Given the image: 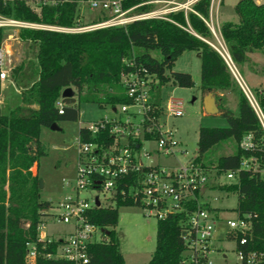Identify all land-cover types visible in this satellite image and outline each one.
I'll return each instance as SVG.
<instances>
[{"label":"trees","instance_id":"1","mask_svg":"<svg viewBox=\"0 0 264 264\" xmlns=\"http://www.w3.org/2000/svg\"><path fill=\"white\" fill-rule=\"evenodd\" d=\"M77 1L41 0L35 6L28 0H0V16L33 25L72 28L78 18ZM211 5L212 0H201L193 6L194 12L171 14L170 21H138L125 28L80 34L20 29L19 38L35 47L37 55L36 66L27 68L21 64L10 73L17 86L24 85L21 104L8 112L0 109V264H25L29 243L37 244V264H74L65 259L48 258L57 253L61 240L54 239L51 244L38 243L39 226L46 222L45 218L53 209L51 202L41 199L38 173L33 175L31 172L47 155V148L41 141L42 129L60 122L77 121L83 104L112 110L131 105L133 100L127 96L122 84L123 76L131 73L150 75L157 80L152 86V94L154 105L160 107L161 89L165 84L173 81L181 88L194 85L190 74L172 71L186 52L199 54L202 95H214L219 114L228 123L226 128L200 129L194 160L208 169L207 153L221 144L233 142L236 151L218 159L213 168L217 174L239 170L243 160L257 161V172L242 170L236 182L220 187V190L235 193L237 214L251 218L252 240L244 249L264 255V133L221 51L213 47L214 36L208 25ZM234 12L238 22H224L220 37L231 62L264 112V84L252 89L241 69L250 64L255 74L254 66L264 63V3L240 0ZM3 41L4 30L0 28V49ZM135 49L141 52L136 53ZM153 51L161 54V61L152 56ZM67 88L76 89V102L64 106V113L60 114L56 102ZM1 90L0 81V94ZM227 92L237 97V114L218 104L220 95ZM152 115L158 117L159 110ZM248 135L253 137L254 149L251 150L240 146ZM79 136L81 143H98L105 147L113 143L108 129L92 135L82 127ZM147 137L153 140L159 135ZM122 187L128 191L127 185ZM199 198L188 203L181 213L157 218L156 247L147 264H184L183 232L187 229L188 216L198 208L217 216L221 212L201 203ZM122 207L144 206L134 203L128 196L123 199L117 195L112 205L88 212V222L108 233L107 241L89 245L88 264H126L115 231ZM234 239L239 242L241 236ZM229 240L233 241V238L229 237Z\"/></svg>","mask_w":264,"mask_h":264},{"label":"built area","instance_id":"2","mask_svg":"<svg viewBox=\"0 0 264 264\" xmlns=\"http://www.w3.org/2000/svg\"><path fill=\"white\" fill-rule=\"evenodd\" d=\"M201 0H78V5H84L96 13L95 19L84 21V16L78 14L77 23L72 28L33 25L10 20L16 24L0 23V28L18 27L20 29H44L67 34L87 33L101 29L127 27L128 25L145 20L170 21L174 13L194 12L193 6ZM261 1L256 0L257 4ZM214 0H212L213 6ZM46 3V1L44 2ZM54 3V2H53ZM8 20V19H7ZM209 25V24H208ZM210 26V25H209ZM214 31V28H211ZM222 53V52H221ZM236 80L241 82L237 69L231 62L229 54L222 53ZM7 55L0 49V81L6 82L13 70ZM236 74L235 73V71ZM240 78V79H239ZM238 82V83H239ZM123 88L133 100L131 105L119 106L112 112H118L116 118L105 117L96 122L83 126L92 135L108 129L113 143L103 146L98 143H81L78 137L77 169L73 186V195L65 198L56 206L57 213L51 214L56 223L69 226L71 232L67 237L58 239L62 243L56 254L48 258H60L74 264H88L87 250L90 244L107 241L105 231L88 222V212L94 208L107 207L105 202H112L117 195L123 199L130 197L134 203L142 204L152 215L163 219L169 214H178L186 209V205L201 197L208 190L210 176L208 169L191 159L181 168L168 169L161 166L145 165L141 152L145 142H156L158 152L169 155L171 149L177 146L173 131L165 130L166 118L184 116L183 102L169 98L162 105H154L152 86L157 80L150 75L140 76L131 73L123 76ZM244 85V93L252 105L264 133V112L253 93ZM66 106L62 95L56 102L60 114ZM159 110L160 115L152 113ZM159 135V138L148 139L147 136ZM252 135H248L241 143L245 150L254 149ZM146 156L151 152H144ZM242 170L258 171L257 161L243 160L240 169L227 172L226 180L236 182ZM264 174V171H262ZM127 185L128 191L122 186ZM96 191L93 198H84L80 194ZM97 199L99 206H97ZM46 221V220H45ZM187 229L183 232L186 245L184 264H211L209 255L213 251V243L220 226V219L215 213L198 208L188 216ZM46 222L39 226L38 243L51 244L52 236L46 231ZM226 238H233L236 244L237 264H264V255L251 250H245L252 240L250 216L237 217L224 223ZM44 233V234H43ZM241 236L239 242L234 239ZM241 248H239V246ZM38 247L36 243L28 244L25 264H37Z\"/></svg>","mask_w":264,"mask_h":264},{"label":"rangeland","instance_id":"3","mask_svg":"<svg viewBox=\"0 0 264 264\" xmlns=\"http://www.w3.org/2000/svg\"><path fill=\"white\" fill-rule=\"evenodd\" d=\"M28 1L35 6L39 5L41 2V0ZM221 1L222 0H214L213 6L211 5L215 28L212 25L211 19L208 24L210 25V29L214 28V31L211 29L214 36L213 47L223 53V50L226 52L227 50L221 40L217 25L225 21L238 22V17L232 5L240 0H224V6L222 7L220 15H216L215 12ZM78 14L84 16V21H90L96 17V13L90 11L89 8L84 5H79ZM0 23L16 24L7 19H0ZM3 30L4 41L2 48L5 46L6 41H8L13 49V56L10 60L11 63L8 66L15 65L17 67L21 64H24L27 68L30 65H33V67L36 66L37 50L35 47L31 46L29 43L23 42L19 38L20 28L4 27ZM135 52L140 53L141 50L135 49ZM151 54L157 60H162V56L158 51H153ZM241 69L244 79L252 89L264 83L263 62L254 66L253 71L255 74H253L252 69H250V64L244 65ZM172 71L190 74L194 81L192 88H181L176 86L173 81H170L161 89V98L163 102H166L172 97L183 102L184 116L180 118H166L167 124L165 126V130L170 129L173 131L174 139L178 144L171 149L169 155H164V153L158 152L156 142H145L141 157L144 164L148 166L178 169L197 156L198 137L201 128H226L228 127V123L220 114L207 115L204 112V97L200 89L201 60L196 52H186L175 63ZM167 74L171 75V71H168ZM240 81L242 84H246L243 80L240 79ZM1 84L3 85L2 96L5 100V106L1 109L3 112H8L21 104L19 92L24 88V85L21 87L17 86V84L12 81L11 77L6 82H1ZM72 90L74 91V98L76 100V89L72 88ZM222 95L224 96L220 95L221 100H219L218 104L237 114L236 95L230 92ZM117 116L118 112L114 113L110 108H100L97 105L83 104L77 121L60 122L57 124L58 130H52L51 128L42 129L41 141L47 148V155L40 159L38 166L35 165L31 169V172L33 175H36L38 169V176L40 182H42L41 199L53 204V209L50 211V214L57 213L56 206L58 203L73 195V186L69 183H74L75 180L77 169V144L80 129L102 118H116ZM235 151L236 145L233 142H227L209 151L205 160L206 165L209 167L208 170L213 172H211L212 175L207 184L208 190L202 192V196L199 200L201 203L208 204L212 208H217L221 211L219 213V227H221L220 236L223 234L224 223L237 217L236 209L238 198L235 193L220 190V187L229 186L234 182L226 180L223 174H217V171L213 168L220 157L233 154ZM144 152H151V155L146 156ZM97 195L98 192L94 190L80 194L81 197H89L90 199ZM101 200L104 206L113 204L112 202H105L103 196H101ZM45 219V233L52 236L53 239H62L68 236L67 232L71 230L69 226L56 223L52 217H47ZM157 221L158 219L149 215V211L144 207H122L119 209L118 225L115 231L119 241L120 251L126 264L149 263L156 247ZM217 236L218 234H216V237ZM222 238L223 241H215V243H213L214 248L209 255L211 264H237L238 259L235 242L232 240H225L224 237Z\"/></svg>","mask_w":264,"mask_h":264},{"label":"water","instance_id":"4","mask_svg":"<svg viewBox=\"0 0 264 264\" xmlns=\"http://www.w3.org/2000/svg\"><path fill=\"white\" fill-rule=\"evenodd\" d=\"M239 82V81H238ZM239 85L241 87V89L244 92V88L241 82H239ZM62 97L64 99V102L66 105H72L76 102L75 98H74V91L72 90V88H67L63 91L62 93ZM203 107H204V111L207 115H217L219 114V109L217 107L216 104V99L214 97L213 94H209L207 96L204 97L203 100ZM115 111V109H114ZM52 130H58L59 128L57 127V125H53L51 127ZM40 188H42V182H40ZM97 206H99V201L97 199ZM108 235V233H107Z\"/></svg>","mask_w":264,"mask_h":264},{"label":"crops","instance_id":"5","mask_svg":"<svg viewBox=\"0 0 264 264\" xmlns=\"http://www.w3.org/2000/svg\"><path fill=\"white\" fill-rule=\"evenodd\" d=\"M261 3H264V1H261ZM235 5H236V3H233V9H234V7H235ZM224 6V0H222L221 2H219V6L217 7V10H216V15H220V13H221V10H222V7ZM0 19H5V18H3V17H1L0 16ZM213 19H214V16H213V11H212V8H211V22H212V25L214 26V23H213ZM226 22V21H225ZM224 23V22H223ZM223 23H220V24H218L217 25V30H218V32H219V34H220V28H221V25L223 24ZM233 23H235V22H233ZM237 23V22H236ZM214 28H215V26H214ZM8 48H9V50H8ZM2 50H3V52L7 55V60H11L12 59V56H13V49H12V45L10 44V43H8V41H6V43H5V46L2 48ZM197 56L198 57H200L199 56V54L197 53ZM12 68L14 69V68H16V66L15 65H13L12 66ZM264 84V83H263ZM3 86V85H2ZM259 86H262V85H259ZM258 86V87H259ZM18 89V88H17ZM18 91H19V89H18ZM19 94H20V97H21V92H19ZM221 96H224V95H221ZM0 103H1V105H0V109L3 107V106H5V100H4V98H3V96H2V90H1V94H0ZM205 112V111H204ZM234 112V111H233ZM37 168V167H36ZM37 173H38V169H37ZM202 196V195H201ZM211 207V206H210ZM217 209V208H216ZM220 228L221 227H219L218 228V232L216 233V234H218V236L216 237V239H215V241H223L222 239V237H224V239L225 240H229L228 238H226V235H225V232H224V227H223V234L220 236L219 235V233H220ZM71 232V230H69L68 232H67V234H69ZM215 241H214V243H215Z\"/></svg>","mask_w":264,"mask_h":264}]
</instances>
